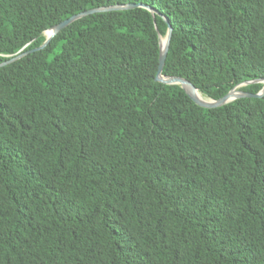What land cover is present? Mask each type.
I'll list each match as a JSON object with an SVG mask.
<instances>
[{"label":"trees","instance_id":"trees-1","mask_svg":"<svg viewBox=\"0 0 264 264\" xmlns=\"http://www.w3.org/2000/svg\"><path fill=\"white\" fill-rule=\"evenodd\" d=\"M0 264H264V0H0ZM262 83L240 89L259 93Z\"/></svg>","mask_w":264,"mask_h":264},{"label":"water","instance_id":"water-1","mask_svg":"<svg viewBox=\"0 0 264 264\" xmlns=\"http://www.w3.org/2000/svg\"><path fill=\"white\" fill-rule=\"evenodd\" d=\"M138 6H142L146 9H148L149 11H151L152 13H155L154 10H152L151 8H149L148 6L145 5H116V6H110V7H106V8H99V9H91L88 11H84L81 12L77 15L72 16L71 18L61 22L60 24L54 26L53 28H51L50 30L45 32V36L47 37L45 42L43 43V45H41L38 48L29 50V51H24L22 50L20 53H18L17 55L13 56L12 58L8 59L7 61H4L3 63H0V68L7 66L9 64H12L22 58H24L25 56L36 52V51H40L45 49L49 43L51 42V40L57 35L59 34L63 29H65L66 27H68L70 24H72L73 22L84 18L86 16H89L91 14H95V13H101V12H109V11H118V10H126V9H131V8H135ZM165 21L168 24V32L165 36V42L164 44L162 43V39L160 38V57H159V66H158V73H157V78L156 80L162 84H166V85H180L182 87V89L186 92V94L190 97V99L196 103L198 106L202 107V108H206V109H214V108H219L222 107L226 104H229L237 99H242V98H262L264 97V79L262 80H257V81H253V82H247V83H243L241 85H238L237 87H235L233 90H231L227 95H225L223 98H221L220 100H211V99H206L204 98L206 101H201L199 100L196 96L195 93L198 92L197 88L188 80H185L183 78L180 77H167L164 76L162 74L163 69H164V65H165V61L168 55V51L170 48V43H171V37H172V32H173V28L169 22L168 19L164 18ZM255 83H262L263 84V88L259 93H249L246 91L241 90L240 88L248 85V84H255ZM199 93V92H198Z\"/></svg>","mask_w":264,"mask_h":264},{"label":"bare ground","instance_id":"bare-ground-1","mask_svg":"<svg viewBox=\"0 0 264 264\" xmlns=\"http://www.w3.org/2000/svg\"><path fill=\"white\" fill-rule=\"evenodd\" d=\"M164 42H165V39H162V43H163V44H164ZM195 96H196L199 100H201V101H206V100L200 95V93H198V92L195 93Z\"/></svg>","mask_w":264,"mask_h":264},{"label":"rangeland","instance_id":"rangeland-1","mask_svg":"<svg viewBox=\"0 0 264 264\" xmlns=\"http://www.w3.org/2000/svg\"><path fill=\"white\" fill-rule=\"evenodd\" d=\"M161 39H165V37H162Z\"/></svg>","mask_w":264,"mask_h":264}]
</instances>
